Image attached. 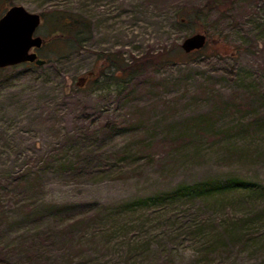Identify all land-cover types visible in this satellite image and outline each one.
<instances>
[{
    "label": "rangeland",
    "instance_id": "1",
    "mask_svg": "<svg viewBox=\"0 0 264 264\" xmlns=\"http://www.w3.org/2000/svg\"><path fill=\"white\" fill-rule=\"evenodd\" d=\"M12 5L46 62L0 69V264H264V0Z\"/></svg>",
    "mask_w": 264,
    "mask_h": 264
},
{
    "label": "water",
    "instance_id": "2",
    "mask_svg": "<svg viewBox=\"0 0 264 264\" xmlns=\"http://www.w3.org/2000/svg\"><path fill=\"white\" fill-rule=\"evenodd\" d=\"M41 22L37 13L27 11L21 5H12L0 16V69L22 63L44 65L45 60L33 49L40 48L43 39L34 36ZM207 43L204 30L187 36L180 44L184 53L202 49Z\"/></svg>",
    "mask_w": 264,
    "mask_h": 264
},
{
    "label": "flooded vegetation",
    "instance_id": "3",
    "mask_svg": "<svg viewBox=\"0 0 264 264\" xmlns=\"http://www.w3.org/2000/svg\"><path fill=\"white\" fill-rule=\"evenodd\" d=\"M43 43H44V41H43ZM35 50L36 49H33V51H35ZM37 56H38V53H37ZM107 62H105V63L107 64ZM113 62H115V61L112 60V64H113ZM95 75H96V73H95L94 70H92V69L86 70L85 72H83L82 75H80L78 77V79L76 80V85L78 87H80V88H84V87L89 86L93 82V79L95 78Z\"/></svg>",
    "mask_w": 264,
    "mask_h": 264
},
{
    "label": "trees",
    "instance_id": "4",
    "mask_svg": "<svg viewBox=\"0 0 264 264\" xmlns=\"http://www.w3.org/2000/svg\"><path fill=\"white\" fill-rule=\"evenodd\" d=\"M68 24H69V22L68 23H64L63 24V26H62V28H64V29H69V26H68ZM71 25H73V24H71ZM2 69H5V68H2Z\"/></svg>",
    "mask_w": 264,
    "mask_h": 264
}]
</instances>
